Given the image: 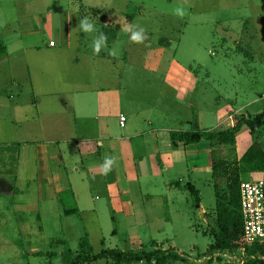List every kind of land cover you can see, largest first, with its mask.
<instances>
[{"label": "crops", "instance_id": "0c3cea01", "mask_svg": "<svg viewBox=\"0 0 264 264\" xmlns=\"http://www.w3.org/2000/svg\"><path fill=\"white\" fill-rule=\"evenodd\" d=\"M129 6L130 3L118 10L132 23L134 18H128ZM237 10L242 9L233 8L232 13ZM244 15L250 12L246 10ZM244 15L236 14V17ZM117 16V13L108 16L111 20L108 25H115ZM33 17V28L27 31H46L40 16ZM37 25L41 27L38 30ZM60 34L61 37H49V42L36 37H0V86L5 89V93L0 92V198L6 196L13 201L14 197L9 196L17 193L20 196L24 189L35 193L30 200L18 198L12 209H0V249L10 257L19 255L23 259L15 264H31L28 259L31 256L48 259L59 256L62 264H66L65 254L70 251L76 256L84 237L94 253L92 225L97 227L103 246L106 233L110 232L114 239L111 243L116 247L103 249L125 250V244L131 250H148L149 246L153 250L178 249L176 238L170 235L176 233V221L183 216V206L190 204L188 184L199 190L202 201V190L195 181L198 175L213 176V153L218 147L206 134L200 142L190 144L175 142L172 138L174 131L194 132L199 127L197 114L194 120L190 113V109L197 112V74L173 59L164 78L170 97L168 100L155 98L153 92L149 97L146 85L129 81L128 75L131 72L139 75L141 71L156 74L159 61L145 60L139 67L131 63L125 52L123 57L107 52L106 47L98 54L90 52L95 37L82 36L76 41L82 47L85 45L80 46L81 55L87 54L97 64L106 59L110 64L107 73L101 72L103 68H96V73L102 76L98 78L100 81L70 82L68 94L56 84L47 82L35 86L32 83L33 97L28 100L25 81L37 77L31 68L33 59L39 58L42 52L57 59L56 53L69 47L75 51L79 48L71 44V37H63L61 31ZM116 38L113 42L108 39L106 46L115 49ZM51 41L55 42L54 46L50 45ZM83 49L87 52H82ZM163 52H157L159 59ZM123 60L127 69L120 72L116 62ZM78 82L80 85L76 88ZM216 93L214 107L204 119L206 122L203 121L206 133L233 130L244 116L256 115L244 112L246 107L237 106L234 100L225 97L221 100L223 96L219 91ZM122 117H125L124 124ZM260 132L264 140V130ZM254 138L255 134L245 123L236 131L238 159L253 144ZM107 159L113 163L105 171ZM255 174L264 175L262 172L243 175ZM30 203L34 205L26 206ZM199 209L207 214L202 203ZM215 223L216 211L204 233L212 234ZM77 224L82 232L77 228L74 234L85 233V236L73 250L68 236ZM57 235L65 237L58 239L64 247L60 254L48 250L57 241ZM102 260H106L105 264H119L111 258L83 264H101Z\"/></svg>", "mask_w": 264, "mask_h": 264}, {"label": "rangeland", "instance_id": "374dc122", "mask_svg": "<svg viewBox=\"0 0 264 264\" xmlns=\"http://www.w3.org/2000/svg\"><path fill=\"white\" fill-rule=\"evenodd\" d=\"M129 3L131 5L128 9L129 13H136L132 23L127 22L118 10ZM261 3L262 0H0V37H36L49 42V37H61L60 31L63 32V37H71V44L74 47L79 46L76 51L72 50L73 47L71 49L69 47L65 51L56 53L58 60L42 52L39 58L33 59L35 62L31 67L37 77L34 76L33 81L28 78L25 81L28 100L31 96L33 97L32 83L35 86L47 82L56 84L57 88H65L68 94L71 88L70 82L74 84L75 81L80 83L100 81L98 78L102 76L96 73V68L105 69L101 72L106 74L108 65H110L107 64L106 59H102L97 64V62L93 63L87 54L81 55L80 46L84 48L85 45L84 47L79 45L80 43L76 42L77 37H95L97 34L85 33L79 28L80 21L88 18L96 25L98 32L105 33L112 42L115 40L113 38L117 37L114 43L118 46L114 49L107 45V52L115 50V54L119 57H123L124 52L128 53L131 63L139 67L145 60L151 63L160 62L156 74H144L141 71L139 75L133 72L128 75L129 81L146 85V92H150L147 94L149 97H152V92L155 98L159 97L162 100H168L167 98L170 97L171 91L165 84L164 78L173 59H177L192 69L197 74L199 86L197 112L190 109L192 114L190 115L195 120L197 114L198 129L205 131L207 126L204 125L206 122L204 119L209 117L214 107L213 97L218 91L223 96L221 100L224 101V97L226 100H234L237 106L246 107L244 110L246 113L255 115L264 110V5ZM177 6H183L186 9L184 17L174 14L173 9ZM141 8H143L142 11ZM233 8L242 10L232 13ZM246 10L250 12V15H244ZM112 13L118 14L114 21L116 24L108 25L111 20L107 17H110ZM34 14L40 16L46 31L32 33L27 31L28 28H33L31 24ZM236 14H243L244 17L237 18ZM45 18L48 20L44 21ZM2 20L4 24H1ZM35 28L38 30L41 27L37 25ZM139 29H143L144 39L132 40L131 33ZM25 39L30 41L31 38ZM109 42L107 41V44ZM90 50L94 52L93 49ZM159 50L164 51L161 59L157 53ZM82 52L87 51L83 49ZM78 58H81L79 62ZM124 63L125 60L117 61L116 69L124 72L127 69ZM111 80L113 81L112 78ZM79 82L76 83V88L80 85ZM4 90V87L0 86V92L5 93ZM249 178L255 180L264 178V175L255 174L252 177L243 175L244 180H249ZM185 180L189 182L188 178ZM195 182L202 190L201 203L207 214L203 213L202 209L192 206L194 198L188 190L187 197L190 204L188 205L186 200L187 207L182 205L183 216L176 221V233L170 235L176 238L177 248L181 250L180 253H183L186 260L173 261L172 264H226L228 262L229 264H241L245 258L243 243H241V248L233 253H212L210 250L213 235L210 232L205 234L204 230L209 229L208 222H212L215 217V182L212 174L198 175ZM33 194L24 189L20 196L18 193L15 196H9L14 197V202L11 198L2 196L0 209H12L13 203L15 204L18 198L28 200ZM33 205V203L26 204V206ZM26 210H31V208H26ZM72 228L68 236L69 245L71 249L76 250L80 238L84 237L85 233L74 234L75 229L78 228V231L80 229L78 224ZM90 228L94 253L105 247H116L111 243L114 239L109 231L105 235L106 243L103 246L99 232H96L97 227L92 225ZM80 232H82L81 229ZM56 238L57 241L48 250L60 254L64 247L58 239L65 237L57 235ZM123 248L131 250L128 244L123 245ZM178 249L176 250L179 252ZM148 250L153 249L149 246ZM217 255H220L221 259H218ZM28 259L31 264H62L59 256L52 259L31 256ZM22 261L19 255L10 257L0 249V264H15V262ZM103 262L106 260L100 263L105 264Z\"/></svg>", "mask_w": 264, "mask_h": 264}, {"label": "trees", "instance_id": "16d2710c", "mask_svg": "<svg viewBox=\"0 0 264 264\" xmlns=\"http://www.w3.org/2000/svg\"><path fill=\"white\" fill-rule=\"evenodd\" d=\"M134 13H129L128 18L133 20ZM247 124L252 134H255L254 142L238 159L235 154V133L242 124ZM260 130H264V110L255 116H244L238 121L233 130L210 131L206 133L197 128V131L172 132L175 142L183 141L186 144L200 142L207 136L217 149L213 153V178L216 190V223L213 227V243L210 245L212 253L235 252L241 248L243 238V217L241 211L240 185L243 174L264 173V140ZM188 189L194 198L193 206L201 207L199 190L188 184ZM244 248V260L241 264H264V243H256ZM102 258H111L119 264H134L141 261L147 264H171L172 261L186 260L183 253L175 248L168 249H103L99 253H93L92 246L84 237L81 240L79 252L73 257L68 251L65 254L66 264L92 263ZM221 259L220 255H217ZM229 264V263H226Z\"/></svg>", "mask_w": 264, "mask_h": 264}, {"label": "built area", "instance_id": "2783aa9c", "mask_svg": "<svg viewBox=\"0 0 264 264\" xmlns=\"http://www.w3.org/2000/svg\"><path fill=\"white\" fill-rule=\"evenodd\" d=\"M55 45L54 41L50 42ZM124 124L125 117L121 118ZM244 246L264 243V179L242 180L240 185ZM244 249V248H243Z\"/></svg>", "mask_w": 264, "mask_h": 264}, {"label": "clouds", "instance_id": "9594fccd", "mask_svg": "<svg viewBox=\"0 0 264 264\" xmlns=\"http://www.w3.org/2000/svg\"><path fill=\"white\" fill-rule=\"evenodd\" d=\"M173 12L175 15L179 17H184L186 14V9L183 6H177L176 8L173 9ZM79 28L83 30L85 33H97L93 42H92V47L93 51L95 53H100L103 48L106 47L108 37L105 33L103 32H98L96 25L91 22L88 18H84L83 20L80 21ZM131 39L134 41H140L144 39L143 35V29H139L137 31H133L131 33ZM111 54H115V50L112 51ZM113 163L112 159H107L105 162V171L108 170L109 166Z\"/></svg>", "mask_w": 264, "mask_h": 264}]
</instances>
